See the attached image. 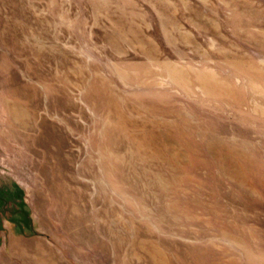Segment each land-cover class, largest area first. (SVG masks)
Here are the masks:
<instances>
[{"label": "rangeland", "instance_id": "rangeland-1", "mask_svg": "<svg viewBox=\"0 0 264 264\" xmlns=\"http://www.w3.org/2000/svg\"><path fill=\"white\" fill-rule=\"evenodd\" d=\"M0 264H264V0H0Z\"/></svg>", "mask_w": 264, "mask_h": 264}]
</instances>
